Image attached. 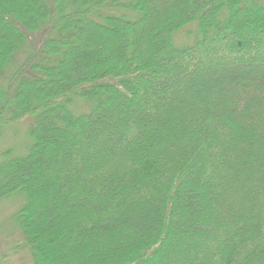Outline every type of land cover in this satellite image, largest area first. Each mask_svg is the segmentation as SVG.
<instances>
[{"label": "trees", "instance_id": "obj_1", "mask_svg": "<svg viewBox=\"0 0 264 264\" xmlns=\"http://www.w3.org/2000/svg\"><path fill=\"white\" fill-rule=\"evenodd\" d=\"M26 117L0 201L33 264H264V5L0 0V129Z\"/></svg>", "mask_w": 264, "mask_h": 264}, {"label": "rangeland", "instance_id": "obj_2", "mask_svg": "<svg viewBox=\"0 0 264 264\" xmlns=\"http://www.w3.org/2000/svg\"><path fill=\"white\" fill-rule=\"evenodd\" d=\"M252 1L259 5H264V0ZM225 15L226 10L221 11L219 20L224 21ZM213 35H215V31L210 30L209 36ZM200 38L201 35L197 24L191 23L175 33L173 43L176 48L181 49L194 45ZM247 77L250 78L251 81L252 79H256L254 76ZM40 88H42V86H40ZM89 109L90 105L88 104H86L84 107L76 105V110L73 108V112L75 115H81L79 113H87ZM31 125L32 118L26 117L16 124L5 126L4 128L0 129V168L6 162V160L25 156L28 147L31 144ZM206 197H208V200H210L209 196ZM200 204L207 208L209 212V205H206L203 202H200ZM23 205L24 197L18 192L11 194L0 201V248L3 255V264H33L32 253L30 248L26 245L25 236L22 232L19 222V211ZM210 213L213 214L211 211ZM68 240L69 239L65 240L66 243ZM92 243L93 241H87L86 247L90 251L93 247ZM190 255L187 257L188 260H192ZM170 256L171 254L166 253V257L169 258ZM181 258V256H178L180 264L183 263ZM60 262L65 264L66 261L64 259ZM211 262L214 264H219L213 260Z\"/></svg>", "mask_w": 264, "mask_h": 264}]
</instances>
